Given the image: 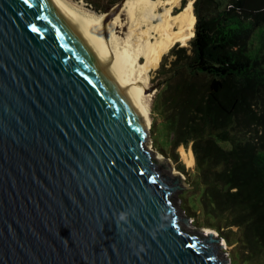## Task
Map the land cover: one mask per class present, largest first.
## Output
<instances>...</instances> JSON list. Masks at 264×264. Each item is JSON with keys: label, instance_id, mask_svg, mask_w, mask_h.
<instances>
[{"label": "water", "instance_id": "obj_1", "mask_svg": "<svg viewBox=\"0 0 264 264\" xmlns=\"http://www.w3.org/2000/svg\"><path fill=\"white\" fill-rule=\"evenodd\" d=\"M117 5L0 0V264H229L99 46Z\"/></svg>", "mask_w": 264, "mask_h": 264}, {"label": "trees", "instance_id": "obj_2", "mask_svg": "<svg viewBox=\"0 0 264 264\" xmlns=\"http://www.w3.org/2000/svg\"><path fill=\"white\" fill-rule=\"evenodd\" d=\"M88 1L108 9L120 0ZM194 11L189 45L160 67L161 128L192 146L202 225L264 264V0H195Z\"/></svg>", "mask_w": 264, "mask_h": 264}, {"label": "bare ground", "instance_id": "obj_3", "mask_svg": "<svg viewBox=\"0 0 264 264\" xmlns=\"http://www.w3.org/2000/svg\"><path fill=\"white\" fill-rule=\"evenodd\" d=\"M89 19L102 21L108 13H99L81 2L64 0ZM123 0L112 14L99 38L128 91L136 95L135 105L142 111L147 129L152 123L149 92L151 70L173 45H183L195 35L197 16L194 0ZM179 8L178 10H175ZM123 15H126L124 18ZM127 27V31H125ZM187 166L195 163L192 148L182 150ZM174 163V162H173ZM216 232L212 228H206ZM226 245V242L223 241Z\"/></svg>", "mask_w": 264, "mask_h": 264}, {"label": "rangeland", "instance_id": "obj_4", "mask_svg": "<svg viewBox=\"0 0 264 264\" xmlns=\"http://www.w3.org/2000/svg\"><path fill=\"white\" fill-rule=\"evenodd\" d=\"M76 2H81L83 5L90 7L91 9L99 12V13H107L105 8H100V6H97L94 3H91L88 0H74ZM187 0H183L182 4H184ZM123 0H120L115 5L119 6ZM195 2V0H194ZM101 4H103L105 7L108 5L107 0H101ZM113 5V6H115ZM179 8H176L175 10H178ZM124 18L126 15H123ZM127 31V27L125 29ZM191 40V39H190ZM190 40L185 45H189ZM182 46L183 44L181 42L176 43L173 45L167 52H165L162 55V58L160 62L151 70V83L149 92L152 93L149 97V103L151 106V117H152V123L149 129V140L151 143L152 148L154 149L156 155L161 159H170L172 165L175 167V169L179 170L181 173H183L186 177L187 183H189L191 186L187 188H183L181 191L177 193V202L178 207L184 212L185 215L190 217V223L193 227L199 229V230H205L206 228H212L218 234L220 232L213 228L212 226L208 225H202L205 224V218L202 215V211L200 209V195H201V189L195 190L193 187H195V182H193V178L195 179V172H196V159L195 163L191 166H187V163L184 161L182 156V150H189L192 148V146H185L183 144L179 146H175L174 144L170 143L167 139L168 135L163 134V130L161 128V124L164 120V117L158 112L156 109V99L161 91L163 85L160 84L162 79L164 78V75L160 71V67L162 64V61L168 60V65L170 61L174 58V55L171 54V49L175 46ZM193 150V149H192ZM195 156V155H194ZM174 162V163H173ZM187 184V185H189ZM193 189V190H192ZM192 211H197V215L193 216ZM191 212V213H190ZM226 245H222L220 248V251L225 255V257L228 259L229 264H250V262H246L243 258L241 259L238 257V249L239 245L237 243H229L227 240L225 241ZM252 263V262H251ZM253 264V263H252Z\"/></svg>", "mask_w": 264, "mask_h": 264}, {"label": "clouds", "instance_id": "obj_5", "mask_svg": "<svg viewBox=\"0 0 264 264\" xmlns=\"http://www.w3.org/2000/svg\"><path fill=\"white\" fill-rule=\"evenodd\" d=\"M120 219H121V220L125 219V215H124V213H121V214H120Z\"/></svg>", "mask_w": 264, "mask_h": 264}]
</instances>
